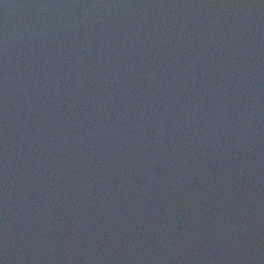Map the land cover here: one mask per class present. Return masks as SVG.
<instances>
[{"label":"water","instance_id":"water-1","mask_svg":"<svg viewBox=\"0 0 264 264\" xmlns=\"http://www.w3.org/2000/svg\"><path fill=\"white\" fill-rule=\"evenodd\" d=\"M0 264H264V0H0Z\"/></svg>","mask_w":264,"mask_h":264}]
</instances>
